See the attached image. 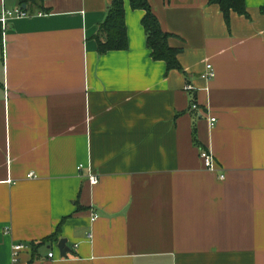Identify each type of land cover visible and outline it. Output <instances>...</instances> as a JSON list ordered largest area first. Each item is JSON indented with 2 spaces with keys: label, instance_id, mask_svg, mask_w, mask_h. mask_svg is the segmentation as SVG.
Masks as SVG:
<instances>
[{
  "label": "crops",
  "instance_id": "0c3cea01",
  "mask_svg": "<svg viewBox=\"0 0 264 264\" xmlns=\"http://www.w3.org/2000/svg\"><path fill=\"white\" fill-rule=\"evenodd\" d=\"M112 1L0 0L30 14L0 24V264H264V0H149L171 71L131 0L99 52Z\"/></svg>",
  "mask_w": 264,
  "mask_h": 264
},
{
  "label": "trees",
  "instance_id": "16d2710c",
  "mask_svg": "<svg viewBox=\"0 0 264 264\" xmlns=\"http://www.w3.org/2000/svg\"><path fill=\"white\" fill-rule=\"evenodd\" d=\"M26 1L24 0V2ZM209 2L221 7L228 24H230L229 19L232 12L250 17L246 0H210ZM131 6L134 9L146 10L142 24L145 27L147 46L151 50L153 59L164 61L169 71L171 69L182 70L183 68L179 61L180 50L169 44L171 33L163 30L158 16L150 6L149 0H131ZM108 10V16L101 24L99 34L96 37L98 50L101 54L110 50H125L129 46L127 24H125L124 0H113ZM261 12L264 14V6L261 7ZM2 33V28H0V42ZM55 239L60 241L56 234L46 240L52 241Z\"/></svg>",
  "mask_w": 264,
  "mask_h": 264
},
{
  "label": "built area",
  "instance_id": "2783aa9c",
  "mask_svg": "<svg viewBox=\"0 0 264 264\" xmlns=\"http://www.w3.org/2000/svg\"><path fill=\"white\" fill-rule=\"evenodd\" d=\"M30 14L23 9L21 6H18V8H14V9H9V8H5L3 7L2 11H1V15H0V24L2 25V27H5L8 22L12 19H18L21 17H29ZM206 71L203 74V77L205 80H211L216 76V71L215 68L212 66V64L208 63L206 64ZM186 91H194L196 90V86L193 85V83H186V86L184 88ZM208 89V87H207ZM193 109H199V104L198 103H194L192 105ZM217 122V118L212 117L211 118V124L214 125ZM201 157L203 158V160L205 161V165L206 167L211 170L214 171L215 170V161L213 158V155L211 154L210 151L203 149L201 152ZM90 182L93 185H96L99 183V179L100 176L96 175L94 173H91L90 175ZM225 176L222 175V178H224ZM94 218H97V216L95 215ZM88 237L91 238V234L88 235ZM25 248V246L23 244H17L14 246L13 248V254H15V256L18 258L19 256V251L23 250ZM50 257L54 256V253L50 252L49 254Z\"/></svg>",
  "mask_w": 264,
  "mask_h": 264
},
{
  "label": "water",
  "instance_id": "95a60500",
  "mask_svg": "<svg viewBox=\"0 0 264 264\" xmlns=\"http://www.w3.org/2000/svg\"><path fill=\"white\" fill-rule=\"evenodd\" d=\"M67 243L68 240L66 238L61 239L58 243V248L62 257H67L71 251V248L68 247Z\"/></svg>",
  "mask_w": 264,
  "mask_h": 264
}]
</instances>
